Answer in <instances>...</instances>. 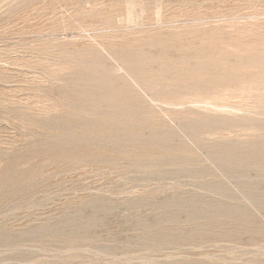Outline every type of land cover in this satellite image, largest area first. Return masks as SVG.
<instances>
[{
	"label": "rangeland",
	"instance_id": "rangeland-1",
	"mask_svg": "<svg viewBox=\"0 0 264 264\" xmlns=\"http://www.w3.org/2000/svg\"><path fill=\"white\" fill-rule=\"evenodd\" d=\"M0 264H264V0H0Z\"/></svg>",
	"mask_w": 264,
	"mask_h": 264
},
{
	"label": "bare ground",
	"instance_id": "bare-ground-1",
	"mask_svg": "<svg viewBox=\"0 0 264 264\" xmlns=\"http://www.w3.org/2000/svg\"><path fill=\"white\" fill-rule=\"evenodd\" d=\"M168 104V103H167ZM183 105V104H182ZM173 112V111H172Z\"/></svg>",
	"mask_w": 264,
	"mask_h": 264
}]
</instances>
